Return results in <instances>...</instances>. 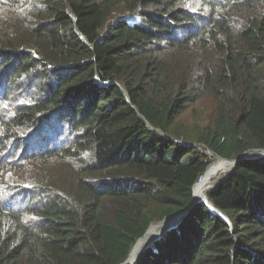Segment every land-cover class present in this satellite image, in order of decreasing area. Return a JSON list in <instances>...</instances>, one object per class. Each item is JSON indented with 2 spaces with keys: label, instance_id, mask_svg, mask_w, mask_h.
Here are the masks:
<instances>
[{
  "label": "trees",
  "instance_id": "trees-1",
  "mask_svg": "<svg viewBox=\"0 0 264 264\" xmlns=\"http://www.w3.org/2000/svg\"><path fill=\"white\" fill-rule=\"evenodd\" d=\"M201 147L264 150V0H0V264H126ZM255 157L135 264H264Z\"/></svg>",
  "mask_w": 264,
  "mask_h": 264
},
{
  "label": "bare ground",
  "instance_id": "bare-ground-1",
  "mask_svg": "<svg viewBox=\"0 0 264 264\" xmlns=\"http://www.w3.org/2000/svg\"><path fill=\"white\" fill-rule=\"evenodd\" d=\"M259 153H264V150L251 152L249 154V156L255 157ZM234 165H235V162H230V161L229 162L228 161H219L218 163H215L214 165H212L208 169V171H206V173L199 179L197 184L194 186V193H193L194 203H198V201L202 200L204 198V196L207 194L209 188L212 186V185H207L209 178L216 177L217 174L223 173L224 171H229L231 168L234 167ZM198 190H199V192L197 193ZM206 200H208L207 199V195H206L205 200L202 201V202H207ZM180 219H181V217H179V218H169L164 223L156 225L153 228V230L148 234V237L142 242L141 246L136 249V251L134 252L132 258L126 264H135L136 263V261L138 260L140 254L142 253V251L147 246H149L151 244L150 243V237H151L150 235H151V233L153 231H155V230H157V229H159V228H161L162 226L165 225L164 227H162V231H161V234H163L166 230H168L169 228L175 226L176 223ZM159 234L160 233H156L153 236L152 239H154ZM134 256H135V260H133Z\"/></svg>",
  "mask_w": 264,
  "mask_h": 264
},
{
  "label": "rangeland",
  "instance_id": "rangeland-1",
  "mask_svg": "<svg viewBox=\"0 0 264 264\" xmlns=\"http://www.w3.org/2000/svg\"><path fill=\"white\" fill-rule=\"evenodd\" d=\"M190 121V117L189 118H187L186 119V122H189ZM201 150H202V152H203V154H204V159H203V161H202V166H203V169H204V174L206 173V171H208V169L212 166V165H214L215 163H218L219 161H230V162H234V160L235 159H232V160H226V159H221V158H219L218 156H216V155H214L213 153H211V152H209L208 150H206L205 148H202L201 147ZM230 171H232V168L229 170V171H224L223 173H219V174H217L216 175V177H211V178H209V180H208V184L207 185H212L210 188H209V190L210 189H212L213 187H215L216 186V184L217 183H219L221 180H223L229 173H230ZM203 174V175H204ZM193 190H194V188H193ZM208 190V191H209ZM206 198V197H205ZM208 199V198H207ZM205 199H202V200H200V201H198V203H200V202H202V201H204ZM207 202H208V200H206ZM204 202V203H206L207 205H209L210 206V203L208 202ZM198 203H196V204H198ZM195 204V205H196ZM211 208V207H210ZM158 225V224H157ZM165 226V225H164ZM164 226H162V227H164ZM162 227L161 228H159V229H157V230H155V231H153L152 233H151V237H150V243H152L157 237H159L160 236V234H161V231H162ZM156 233H160L159 235H157L154 239H152L153 238V236L156 234ZM162 235V234H161ZM152 239V240H151ZM133 260H135V256H134V259Z\"/></svg>",
  "mask_w": 264,
  "mask_h": 264
},
{
  "label": "water",
  "instance_id": "water-1",
  "mask_svg": "<svg viewBox=\"0 0 264 264\" xmlns=\"http://www.w3.org/2000/svg\"><path fill=\"white\" fill-rule=\"evenodd\" d=\"M254 152V151H253ZM251 152H247V153H244V154H242L241 156H238L235 160H234V162H235V165L237 164V163H239L240 161H243V160H247V159H255V158H260V157H251V156H249V154H250ZM234 165V166H235ZM195 204L196 203H194V199H193V201H192V203L190 204V206L188 207V209L186 210V211H184V212H181L180 214H178V215H176V216H172V217H169V218H179V217H181V216H184L185 214H187L194 206H195ZM169 218H166V219H169ZM165 219V220H166ZM164 220V221H165ZM162 223V222H161ZM160 224V223H159ZM141 240V239H140ZM139 240V241H140ZM138 241V242H139ZM137 242V243H138ZM136 243V244H137ZM136 246V245H135ZM134 246V247H135ZM133 250V249H132ZM132 252V251H131ZM131 254V253H130Z\"/></svg>",
  "mask_w": 264,
  "mask_h": 264
}]
</instances>
